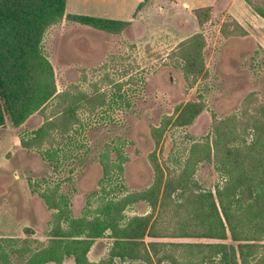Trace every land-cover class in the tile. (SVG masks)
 <instances>
[{"label": "rangeland", "instance_id": "rangeland-1", "mask_svg": "<svg viewBox=\"0 0 264 264\" xmlns=\"http://www.w3.org/2000/svg\"><path fill=\"white\" fill-rule=\"evenodd\" d=\"M254 1L264 7V0ZM172 2L150 0L134 19L136 0H68L71 15L114 22L102 29L65 19L47 30L43 49L54 72L53 98L62 97L54 98L46 113L64 110L75 97L71 111L80 120L69 133L52 132L42 147L33 139L45 122L43 112L24 109L0 122V244L5 250L20 249L24 241L34 251L48 244L56 211L42 193L58 190L72 216L82 217L98 207L104 187L117 200L149 191L158 182L153 161L165 172L180 171L195 140L213 142L218 121L242 115L245 105L254 112L264 104V19L246 0H235L233 12L249 30L235 23L228 11L231 0H217L190 15L174 11ZM119 153L128 159L124 171L108 179L102 162L106 155L119 162ZM195 179L213 192L224 181L214 163L201 164ZM157 211L140 201L125 213L130 218ZM112 243L109 233L97 239L90 260L107 258ZM11 259L24 261L15 253ZM63 264L75 260L67 257Z\"/></svg>", "mask_w": 264, "mask_h": 264}, {"label": "trees", "instance_id": "trees-1", "mask_svg": "<svg viewBox=\"0 0 264 264\" xmlns=\"http://www.w3.org/2000/svg\"><path fill=\"white\" fill-rule=\"evenodd\" d=\"M149 2L138 4L134 19ZM246 2L264 19L263 6L254 0ZM67 7L68 0H0V122L6 114L16 118L24 109L43 112L45 122L33 139L38 147L50 142L54 131L61 135L73 131L80 120L71 111V105L78 102L75 97L70 98L64 110L46 113L52 100L62 97L57 93L53 98L54 72L43 49L47 30L65 19L102 29L105 23L114 22L103 17L71 15ZM120 22L124 26L132 24ZM235 23L241 26L237 20ZM248 106L243 107L242 115L215 124L213 142L210 137L195 140L188 157L180 162V171L165 172L153 161L158 182L149 191L130 193L117 200L111 197L113 190L104 187L105 195L98 207L82 217L72 216L68 199L58 190L42 193L49 209L56 211L48 244L37 251L26 241L22 248L11 251L0 244V262L15 264L11 259L15 253L24 259L23 264H63L67 257H73L75 264H118L117 260L147 264H264V104L254 112H249ZM118 158L120 161L115 163L106 155L102 162L108 179L124 171L128 159L122 153ZM206 163H214L223 176L224 181L216 185L214 192L202 188L195 179L198 167ZM140 201L149 202L157 214L127 218L126 208ZM108 233L113 243L107 258L91 261L89 253L96 240ZM161 238H205L214 242L166 243L157 240ZM229 239L233 243H228Z\"/></svg>", "mask_w": 264, "mask_h": 264}, {"label": "crops", "instance_id": "crops-1", "mask_svg": "<svg viewBox=\"0 0 264 264\" xmlns=\"http://www.w3.org/2000/svg\"><path fill=\"white\" fill-rule=\"evenodd\" d=\"M143 0H136V3L134 4V8L136 9L138 4L140 2H142ZM217 0H173L172 2V6L174 8V11H177L179 13H196L198 10L203 9V8H207V7H211L214 6V3ZM235 0H231L230 2V6H229V12L232 16L235 17V19L246 29L249 30V26L247 25L246 21H243L241 18H239L234 12H233V5H234ZM134 9V11H135ZM252 11V9H250ZM162 11H165V9H162ZM167 11V10H166ZM252 14V13H251ZM190 15V14H188ZM247 19L248 18V15ZM249 16H254V15H250ZM120 19V18H118ZM121 20H125V19H121Z\"/></svg>", "mask_w": 264, "mask_h": 264}]
</instances>
